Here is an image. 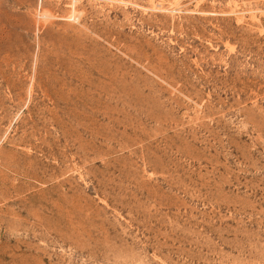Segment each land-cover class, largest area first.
I'll list each match as a JSON object with an SVG mask.
<instances>
[{
	"label": "rangeland",
	"instance_id": "obj_1",
	"mask_svg": "<svg viewBox=\"0 0 264 264\" xmlns=\"http://www.w3.org/2000/svg\"><path fill=\"white\" fill-rule=\"evenodd\" d=\"M0 264H264V0H0Z\"/></svg>",
	"mask_w": 264,
	"mask_h": 264
}]
</instances>
